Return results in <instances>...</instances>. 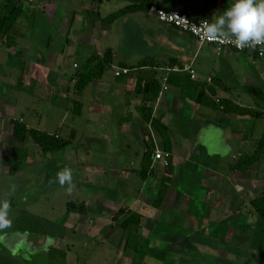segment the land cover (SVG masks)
I'll return each instance as SVG.
<instances>
[{
  "label": "crops",
  "instance_id": "1",
  "mask_svg": "<svg viewBox=\"0 0 264 264\" xmlns=\"http://www.w3.org/2000/svg\"><path fill=\"white\" fill-rule=\"evenodd\" d=\"M34 1L38 2L44 11L45 19L50 23L47 29L45 26L44 28L37 26L36 23L29 24V17L34 16L36 12L31 7H25L13 32L16 40L9 44L0 36V51L5 46L9 48L21 42L23 49L19 60L21 72L18 86L23 91L38 88L42 92L52 93L56 89L57 102L49 110L63 112V117L59 119L61 125L67 117H72L71 131L66 138L69 144L57 153L67 156L68 160L76 158L79 148L74 143L81 124L83 128L88 126L93 130L88 131L89 133L96 134H93V137H86L83 134L78 140L80 144L96 143L100 139L108 140L112 135L116 137L114 150L121 151L128 159H136L135 166L120 167L121 170L112 169L96 161V156H87L84 157L85 171L92 177L95 176L94 170L104 173L106 178L123 175L126 187L128 186L126 180L131 179L133 175L142 178L141 170L150 138L154 141L156 150H164L170 153L171 157V164L164 167L160 162L154 161V153L147 177L143 178L146 181L151 176L157 180L158 192L161 179L171 166V183L159 206L154 204L155 197L141 191L131 202L123 197L122 203H117L86 186L80 188L87 192L89 197L82 199L78 195L77 201L67 200V207L69 202L84 203L86 206V213L75 209L69 211L67 208L66 219L72 222L67 228L79 233V236L84 234V229L92 219L94 211L89 208L100 206L99 211L107 215L108 207L113 210L112 206L119 205L120 210L125 209L124 213L120 211L119 214L109 216L112 220L107 219L105 224L106 228H109L110 224L115 223L114 227L125 230L123 237L116 243L114 254L102 246L90 254V264L251 262L253 252L256 254L258 251L253 248L252 243H247L249 237L247 225L251 224L253 219L248 213L246 196L249 197L253 190L260 195L264 190L263 188L258 192L253 181L256 179L253 177L255 172L264 173V158L245 170L234 172L230 170L231 165L236 163L240 156L247 154L239 151L231 162H221L220 168L215 169V161L221 158L219 155L212 156L207 151L203 152V145L198 137L204 135L205 131H210V128L221 127L228 128L227 136L232 143L236 139L242 141L254 139L256 143L261 138L264 132L263 119H258L250 113L228 112L221 102L227 100L231 102V106L240 105L264 111V59L252 52L228 49L217 54L213 46L200 45L192 34L161 22L148 9L133 11L112 21L105 19L106 16L132 4V0H104L101 3L96 0ZM153 2L167 9L187 12L197 20L206 19L211 22L222 15L234 0H153ZM126 30H133L131 37L140 35L147 38L144 40L145 49L135 60L128 57L120 59L121 53L115 49L125 38ZM50 31L57 33V40L52 42L54 34ZM131 42L135 45L137 43L135 39ZM78 47L86 51V63L96 54L102 56L108 49L114 53L111 67L114 69L113 75L105 72L102 78L91 82L82 93L73 90L76 72L66 71L70 67V58L78 54L76 49ZM144 59L151 64L133 67ZM30 61L35 63L31 64ZM120 62L126 63L127 66L122 67ZM57 66H60V72L55 71ZM74 67L81 68L77 63H74ZM189 67L196 72L198 79H191ZM119 68H127L130 71L116 75ZM152 72L158 76L162 87L155 100L147 101L137 84ZM171 75L190 78L193 84L184 90L177 83L165 82V77L169 78ZM208 78H211V81ZM252 87L259 88L261 95L258 96L256 92L249 90ZM201 92L219 107L208 104L204 97L201 99L203 102L197 101V96ZM140 106L151 107L154 116L168 127L170 150L165 148V140L160 131L142 118L138 109ZM5 107L0 105V142L5 143L3 138L7 133L11 144L5 145L9 150L1 148L0 152H3L0 155V163H5V160H1L4 153L8 159L7 172L11 174L10 162L14 158L11 147L19 146L27 150L25 165L14 167L16 172H22L25 166L31 165L37 157L50 154H45L31 137L25 141L18 140L13 134L14 119L22 120L29 126L57 134L62 138L64 136L54 132V129L41 127L44 114L42 115L35 106H21L20 117L15 115L18 106L6 107L7 109ZM168 113H176L181 118L180 135L171 128V124L168 125L169 121L166 118ZM26 116L36 119L35 122L39 121L38 125L27 122ZM108 121H111L115 130H105ZM252 126L253 130L250 131ZM96 128L105 131L103 132L105 135L99 134ZM53 163L51 166L58 169ZM132 214H136L138 218L133 217L130 223L125 224ZM114 230L106 235V242ZM157 236L163 241L155 245ZM61 237L59 236L58 240L64 238L62 235ZM18 242L22 246L25 245L23 239ZM246 243L249 246L248 250L245 247ZM25 255V258H14L10 255L9 264H26L29 257L28 253ZM72 257L74 260L75 257ZM65 259L68 260V255Z\"/></svg>",
  "mask_w": 264,
  "mask_h": 264
},
{
  "label": "rangeland",
  "instance_id": "2",
  "mask_svg": "<svg viewBox=\"0 0 264 264\" xmlns=\"http://www.w3.org/2000/svg\"><path fill=\"white\" fill-rule=\"evenodd\" d=\"M59 1L69 2V0ZM17 2L19 6H24V8L31 7L34 12H36L34 16L29 17V24L34 25V23H36L37 26L42 28L45 26L47 29L49 22L45 19L44 11L39 7L37 1ZM10 8L11 5L5 6V3L0 0V17L4 16ZM24 21L25 20L23 19L22 22ZM33 29L35 30L36 28L33 27ZM132 31L133 30H126L124 35L125 38H122L123 41L121 40L118 47L115 48L121 53L120 59L128 57L135 60L139 58L140 53L145 49L144 40H147V38L140 37V35L131 37L130 34ZM50 33L54 34L52 42L57 40V33L51 31ZM130 39H135V42H137L136 45L131 42ZM20 43L21 42L9 48L5 46L4 49L2 48L5 51H0V105L9 108L10 106H18L16 111L14 110L16 117L21 116V106H35L39 109L42 115L44 114L41 121V127L54 129L53 131L61 133L64 136L63 138H68L72 126V117H67L61 125L59 124V119L63 117V112L59 111L58 113L49 110L52 106H55L57 102L56 89L55 91H52V93L42 92L38 90V88L23 91L22 88L18 86V77L21 72V62L19 60L21 59L23 49V46H21L22 43ZM132 43L133 45H131ZM76 49L78 54H76L77 56L70 58V67L66 69L69 73L77 72L78 69H76L77 67H74V63H77L81 67L86 64V51L82 47ZM30 63L34 64L35 62L30 61ZM55 71L60 72V66H57ZM113 72L114 69L112 68L106 71L110 76L113 75ZM74 89L75 88H73V90ZM166 118H168L169 121L168 125L171 124V128L179 134L181 131V118L176 113H168ZM26 119L29 123H37V125L39 123V121L35 122L34 120L36 119L30 118V116H26ZM107 123L105 130L112 131L114 129L113 124L111 121H108ZM82 126L83 124L78 127L79 132H77V139L74 143L78 146L77 148H79V151L76 153V158L74 159L71 158L68 160V157L61 153L51 152L46 156L41 155L37 157L31 165L25 166V169L22 172H16L14 167L16 168L18 165H25L27 150L15 146L10 149L14 158L10 162L12 170L11 174H9L7 172L8 159L3 153L4 157L1 160H5V163H0V199L7 197L12 184L16 185V191L14 195L8 197L11 200L12 205L11 225L4 230H0V264L11 263L9 260L10 255L14 258H25V253H28L29 257L25 262L26 264H90V254L94 253L95 250H98L102 246H104L105 249H109L110 253L113 255V251L116 249V243H118L119 238L123 237L125 230L124 228L118 229L114 227V225H116L115 223L110 224L109 228H106L105 224L107 219L112 220L109 216L120 213L119 205L112 206L113 210H111V207H108L109 215L99 211L100 206L97 208H89V210L94 212L92 214V219L84 229L83 235L79 236V233H74L75 231L67 228L72 224V222H69L68 219H66V214L68 212V207L66 205L67 200L77 201L78 195L79 198L82 197V199L89 197V194L82 190L80 186L90 187L93 191L99 192L109 200L117 203H122L123 197L131 202L134 197L138 195L139 191L156 198L158 182L151 176L145 181L140 176L133 175L131 179L126 180L128 185L126 187V182L123 181V175V177L116 175L106 178L104 173H98L95 170L94 177L87 174L88 172L85 171L84 165L86 159L84 157L87 156H96V161H100L103 166H108L109 168L117 170H121L120 167L122 168L125 166L129 168L134 167L136 159H128L121 151L114 150L116 148V142H114L116 137H112V135L108 140L100 139L99 142L96 143L85 142L84 144H80L78 140L81 139L80 136H83V134H85L86 137H93L96 134V132L89 133L88 131L93 132V130L88 126H85L86 128H83ZM210 129V131H205L204 135H199L198 139L202 142L203 152L207 151L210 155H219L221 158L215 161V169L217 167L220 168L219 165L221 162H231L233 157H235L239 151L252 154L255 150L254 139L244 141L236 139L232 143L227 136L228 128L224 129L220 127L216 129L213 127ZM252 130L253 126L250 128V131ZM96 131H98L99 134L102 133L105 135V133H103L105 131L103 130L100 131L96 128ZM8 138L7 133H5L3 138L5 143L0 142V150H2L1 148L5 147V145L9 146L8 143L11 144V142L8 141ZM178 139L181 140L180 137ZM5 149L9 150L7 147H5ZM2 152H0V155H2ZM95 152L97 153L95 154ZM203 155H205V153H203ZM52 163L57 165L58 169L52 167ZM65 166L74 170L73 179L76 188L70 195L67 194L65 189L61 188L58 183H50V181L54 180L56 173ZM253 177L257 179H253L254 187L258 192H261L264 188V173L257 171L254 173ZM256 193L257 192L253 190L251 193L252 195L250 194L249 197L246 196V201L251 197L258 196ZM111 226H113V228ZM112 230L114 231L111 233L108 242H106L107 240L105 237ZM61 235L64 238L58 240V237H61ZM22 239L25 243L23 246L18 242ZM162 241L163 240L157 236L154 243L156 245L158 242ZM66 255H68V260L65 259ZM72 256L75 257L74 260L72 259ZM104 264L111 263L105 262Z\"/></svg>",
  "mask_w": 264,
  "mask_h": 264
},
{
  "label": "trees",
  "instance_id": "3",
  "mask_svg": "<svg viewBox=\"0 0 264 264\" xmlns=\"http://www.w3.org/2000/svg\"><path fill=\"white\" fill-rule=\"evenodd\" d=\"M1 1L5 3V6L11 5V8L8 12L5 13L4 16L0 17V36L6 39L5 42L11 44L16 40V36L13 34V32L17 27L18 20L24 13L25 9L24 7L19 6L17 1L20 0H1ZM96 1L101 3L104 0H96ZM132 1H133L132 4L127 5L124 8H121L116 12L106 16L105 19H107L108 21H112L114 19L125 16L126 14L133 11H140L143 9L149 10V7L153 3V0H132ZM113 58H114V53L111 49L106 50L102 56H100L99 54L93 56V58L90 61L84 64L75 73V85H74L75 90L79 93H82L83 90H85V88L91 82L102 78L105 72L112 67ZM146 61L147 60L144 59L137 66H133V67L134 68L143 67L151 64V63L148 64ZM120 65L122 67L127 66V64L124 62H120ZM168 81L181 85L184 90L187 89V86L193 84L190 78L181 77L179 75H171L168 78ZM137 87L142 91L145 99L149 101V100H155L158 97L162 85L160 79L155 74V72H152L146 79L139 81ZM249 90L256 92L258 96L261 95L259 88L252 87L249 88ZM197 97H198L197 101L199 102H203V100L201 99L204 97L206 99V102L208 101L207 102L208 104H215V107H219V105L216 102H213L210 98L205 97L203 95V92L198 94ZM221 103L225 105L224 109L228 112L235 111L241 113H250L256 118L264 120V111L248 109L240 105L231 106L232 105L231 102L227 100H223ZM138 109L142 118L146 122L151 123L154 127H156L160 131V133L162 134L165 140V144H166L165 148L170 150V142L167 133L168 127L162 124L157 116H154L153 109L151 107L140 106ZM12 123H13V134L18 140L25 141L28 137H31L33 142L39 145L45 154L51 152H58L69 144L68 139L62 138L57 134L49 133L44 130H40L38 128L29 126L22 120L14 119ZM155 150H156L155 143L152 140V138H150V140H148L147 142V151L144 155L143 169L141 170L142 178L147 177V173L151 163V158L155 153ZM263 158H264V132L261 138L257 140V142L255 143L254 152L252 154H243L242 156H240L237 162L231 165L230 170L234 172L237 170H245ZM171 173H172V169L170 166L167 169V174L164 175L161 179L160 188L157 192V196L154 202L156 206H159L162 203L166 195V192L171 183V176H170ZM247 208H248V213L251 214L252 216L253 222L247 225V229L249 230L248 233L249 237H248V242L247 241L246 242L252 243L253 248L257 249L258 253L255 254L253 252L252 254L253 262H248L246 264H263L264 262V190L260 195L256 197H251L248 200ZM74 209L78 210L81 213H86V206L84 203L69 202L68 210L72 211ZM120 211L124 213L125 209L121 208ZM133 217L136 219L138 218L136 214H132V216L126 220L125 224L130 223ZM247 243L245 245L246 250H248L249 248Z\"/></svg>",
  "mask_w": 264,
  "mask_h": 264
},
{
  "label": "clouds",
  "instance_id": "4",
  "mask_svg": "<svg viewBox=\"0 0 264 264\" xmlns=\"http://www.w3.org/2000/svg\"><path fill=\"white\" fill-rule=\"evenodd\" d=\"M202 30L209 41L230 40L240 50L259 49L264 56V0H234L222 15L211 22L203 21ZM73 177L74 170L65 166L50 183H58L70 195L76 188ZM15 191L16 185L12 184L7 197L0 199V230L11 225L12 205L8 197Z\"/></svg>",
  "mask_w": 264,
  "mask_h": 264
},
{
  "label": "built area",
  "instance_id": "5",
  "mask_svg": "<svg viewBox=\"0 0 264 264\" xmlns=\"http://www.w3.org/2000/svg\"><path fill=\"white\" fill-rule=\"evenodd\" d=\"M21 2L33 0H20ZM149 12L156 16L161 22L167 23L171 26H174L182 31L188 32L192 34L200 43V45H211L215 48L217 54H221L223 50H235L238 52H252L256 54L259 58L264 59V56L259 54V49L256 51H252L251 49L245 48L243 50L235 47L231 41H209L204 35L202 30L203 20H197L193 18L189 13L177 10V9H167L160 6L157 2H153L149 7ZM208 21V20H207ZM190 71L191 79H198V75L194 70L190 67L188 68ZM130 70L127 68H119L116 71V75H121L122 73H128ZM165 82L168 81V77H165ZM211 81V78H208ZM170 153L157 149L154 154V161L160 162L164 167H167L170 164L169 161Z\"/></svg>",
  "mask_w": 264,
  "mask_h": 264
},
{
  "label": "flooded vegetation",
  "instance_id": "6",
  "mask_svg": "<svg viewBox=\"0 0 264 264\" xmlns=\"http://www.w3.org/2000/svg\"><path fill=\"white\" fill-rule=\"evenodd\" d=\"M170 158H171V157L169 156V161H170V164H171V159H170ZM170 164H169V165H170ZM169 165H168V166H169ZM168 166H167V167H168Z\"/></svg>",
  "mask_w": 264,
  "mask_h": 264
}]
</instances>
